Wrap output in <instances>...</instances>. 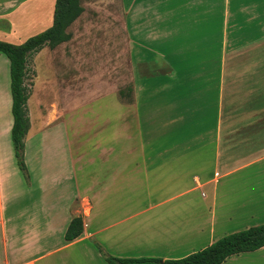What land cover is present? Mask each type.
<instances>
[{"label":"crops","instance_id":"0c3cea01","mask_svg":"<svg viewBox=\"0 0 264 264\" xmlns=\"http://www.w3.org/2000/svg\"><path fill=\"white\" fill-rule=\"evenodd\" d=\"M25 1L0 0V27ZM146 1L147 23L129 29L132 63L171 72L139 79L135 103L111 95L82 118L63 109L73 118L29 128L28 180L10 80L0 87V264H108L96 244L180 259L264 224V0ZM74 217L83 232L67 242ZM221 264H264V247Z\"/></svg>","mask_w":264,"mask_h":264},{"label":"rangeland","instance_id":"374dc122","mask_svg":"<svg viewBox=\"0 0 264 264\" xmlns=\"http://www.w3.org/2000/svg\"><path fill=\"white\" fill-rule=\"evenodd\" d=\"M168 2L159 0L157 9L162 10ZM54 3L26 0L12 12L10 26L0 27V41L20 45L47 30L52 25ZM143 3L147 1L80 0L83 12L66 29L69 40L54 48L45 46L28 57L25 85L32 135L47 121L73 118V113L63 117V109L76 108V118H82L85 105L107 102L111 95L125 104L135 103L139 79L171 72L163 61L132 63L127 39L135 21L147 23V6L143 10ZM168 8L181 11L179 5ZM134 9H138L136 20L131 13ZM0 68V87L9 88V62L2 54Z\"/></svg>","mask_w":264,"mask_h":264},{"label":"trees","instance_id":"16d2710c","mask_svg":"<svg viewBox=\"0 0 264 264\" xmlns=\"http://www.w3.org/2000/svg\"><path fill=\"white\" fill-rule=\"evenodd\" d=\"M82 12L80 0H55L52 25L47 30L20 45L0 41V54L9 61L13 117L11 140L17 167L26 180H28V173L24 161V140L30 128L27 115L29 92L25 85L28 57L45 46L54 48L67 42L70 37L66 34V29L77 20ZM82 232V218L74 217L66 229L64 240L73 241ZM95 246L108 264H221L232 255L253 252L264 247V224L226 235L208 247L180 259L117 258L108 255L98 244Z\"/></svg>","mask_w":264,"mask_h":264}]
</instances>
